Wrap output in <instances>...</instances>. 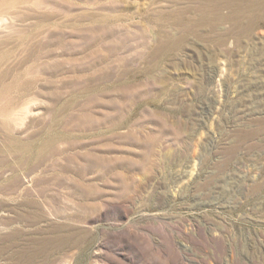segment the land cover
Returning a JSON list of instances; mask_svg holds the SVG:
<instances>
[{
  "label": "rangeland",
  "instance_id": "374dc122",
  "mask_svg": "<svg viewBox=\"0 0 264 264\" xmlns=\"http://www.w3.org/2000/svg\"><path fill=\"white\" fill-rule=\"evenodd\" d=\"M0 264H264V0H0Z\"/></svg>",
  "mask_w": 264,
  "mask_h": 264
}]
</instances>
